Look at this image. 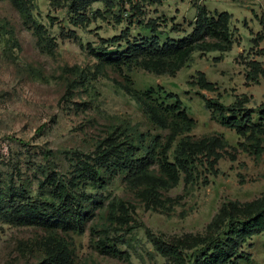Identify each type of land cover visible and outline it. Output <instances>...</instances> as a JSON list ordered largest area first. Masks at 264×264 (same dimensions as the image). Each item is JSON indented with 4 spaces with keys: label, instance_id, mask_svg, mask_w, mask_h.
Wrapping results in <instances>:
<instances>
[{
    "label": "rangeland",
    "instance_id": "rangeland-1",
    "mask_svg": "<svg viewBox=\"0 0 264 264\" xmlns=\"http://www.w3.org/2000/svg\"><path fill=\"white\" fill-rule=\"evenodd\" d=\"M33 4V17L44 28L41 35L12 0H0V187L36 196L51 176L71 195L88 198L81 203L80 219L69 222L67 230L0 218V264H169L154 242L202 233L223 203L261 197L264 152L256 154L254 147L264 145V135L239 136L210 116L205 100L218 98L225 105L244 100L252 122L260 124L264 76L253 61L264 69V0ZM222 11L231 15V48L194 51L172 76L148 70L147 59L118 67L91 52L122 51L127 40L155 39L161 45L191 33L203 12L210 17ZM198 71L214 90L194 84ZM257 72L256 80L246 77ZM150 88L154 91L145 96ZM169 92L195 120L172 142L169 161L175 162L179 144L203 145L188 172L180 170L171 186L157 165L169 128L145 111L150 107L160 114L174 103ZM168 122L173 123L171 116ZM133 131L147 134L153 153V162L136 173L129 170L130 160L143 152ZM215 139L211 154L204 145ZM140 176L148 183L135 185ZM112 201L117 203L114 216ZM241 250L250 260L235 264H264V232L248 238Z\"/></svg>",
    "mask_w": 264,
    "mask_h": 264
},
{
    "label": "trees",
    "instance_id": "trees-1",
    "mask_svg": "<svg viewBox=\"0 0 264 264\" xmlns=\"http://www.w3.org/2000/svg\"><path fill=\"white\" fill-rule=\"evenodd\" d=\"M12 2L33 25L35 32L39 35L43 34V26L35 21L32 14L33 0H12ZM230 18V13L226 11L210 17H207L203 12L196 19L192 32L179 39H167L161 45L155 39L139 42L127 40L126 48L122 51L96 52L92 49L91 52L99 59L118 67L126 63L130 65L132 61H135V64L143 63L147 59L152 66L145 68L172 76L188 61L194 51L204 53L212 50H229L233 43L229 32ZM74 24H77V21ZM145 26L152 32L155 31V27L147 24ZM117 40H119L118 37L111 38V41ZM253 65L264 76V69L259 67V63L253 61ZM258 75L257 72L254 75L247 74L246 77L256 80ZM194 84L206 90L216 88L215 84L207 80L201 71L196 73ZM158 89H162V87L159 86ZM130 91L138 94L133 89ZM153 91L154 88H150L144 94L148 96L149 92ZM166 96L170 99L173 98L174 103L168 104L163 110L160 109V114L150 107L145 108V111L152 121L162 127L169 128L170 133L166 144L161 149V157L157 160V165L171 186L179 181L180 170L188 172L194 158L193 155L196 154V150L202 152L203 145L201 142L198 145L196 142L183 145L178 143L175 150V162L169 161L167 153L172 142L180 133L188 132L194 126L195 120L187 115L182 108V101L176 94L169 92ZM205 107L210 111L212 118L233 129L241 137L246 136L247 133L264 135V131L260 130L264 121V104L259 106L262 108L259 113V125L252 122V110L244 106V100L236 99L225 105L218 98H209L205 100ZM169 116L173 119V123L168 122ZM133 133L138 140V150L143 152L142 156L130 160L129 170L131 172L135 170L136 173L137 171L142 172L147 165L153 162V153L150 146L145 143L147 134L139 131H133ZM217 142L218 140L215 139V143H206L204 149H208L211 154H214ZM254 152L256 154L264 152V145H256ZM209 164L213 168L212 160L209 161ZM139 178L133 180L135 185H144L149 181L148 177ZM43 183H46V186ZM38 192L36 196L18 195L19 193L12 192L11 185L0 187V218L13 223L36 224L45 228L67 230L71 228L69 222H77L80 219L81 203L88 198L87 196L71 195L72 192L64 184L55 185L51 176H47L45 181L40 183ZM116 207V201H112L110 204L111 216H114ZM261 232H264V193L260 198L248 203L242 204L238 201L223 203L202 233L185 234L161 243L154 242V246L161 256L168 260L169 264H235L239 260L249 262V255L241 250L242 244L251 236ZM101 246L106 249L111 248L104 242H101Z\"/></svg>",
    "mask_w": 264,
    "mask_h": 264
}]
</instances>
